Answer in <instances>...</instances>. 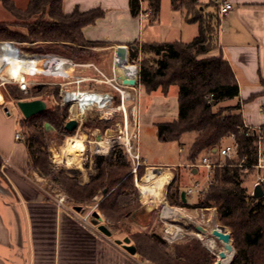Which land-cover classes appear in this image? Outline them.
I'll list each match as a JSON object with an SVG mask.
<instances>
[{"label": "trees", "instance_id": "1", "mask_svg": "<svg viewBox=\"0 0 264 264\" xmlns=\"http://www.w3.org/2000/svg\"><path fill=\"white\" fill-rule=\"evenodd\" d=\"M63 1L29 0L26 7L20 10L13 0H0L5 12L13 20L23 23L21 26L24 28L23 32H19L13 29L16 23H0V42H13L17 47L19 44L43 45V49L29 55L56 53L73 61L90 59L92 53L88 48L105 45L85 41L82 31L87 26H93L104 13L100 9L86 12L74 9L70 14H64ZM161 1L128 0L129 13L132 18L138 17L144 4V12L155 18L160 12ZM202 1L170 0L172 10L182 12L187 23L197 24V36L191 42L133 43L128 45V56L131 59L141 58L138 84L145 95L159 90L166 96L169 88L177 89L176 119L155 124L159 141L182 144L184 135H192L187 160L196 162L203 155L214 153L233 137L238 145L239 158H245L243 167H239L236 161L217 159L211 171V186L193 204L188 199L185 204L182 203L180 193L184 189H179L172 181L166 194L169 204L189 211L214 209L217 222L228 229L234 249L229 264H264V197L252 198V182L248 184L253 176L250 166L255 162L257 139L245 134L240 103L224 105L238 98V84L229 64L221 56L205 57L214 49L213 43L216 45L217 42L219 13L216 3L206 5L211 8L210 11H202ZM33 90L35 99L45 102L46 110L22 122L27 128L22 140L27 150L30 173L50 178L65 195L67 203L82 212L91 208V202L96 197L98 203L93 212L105 221L108 229L115 234H123V238L134 248L135 258L141 263H215V256L192 237L185 236L168 244L161 237L154 217H151L146 231L131 227L133 223L128 222L140 204L133 167L121 146L112 147L107 156L93 158L95 175L90 176L86 184L78 182L80 173L76 170H56L46 155L44 129L49 126L65 136H71L75 131L64 129L65 117L53 104L58 98L57 86L50 89L39 85ZM5 91L15 100L23 99L18 96L22 93L13 85L5 87ZM63 113L68 115V107H64ZM98 126L95 120H86L82 124L87 129ZM260 133L264 144V126L260 127ZM140 163L136 168V180L142 176L141 158ZM189 170L193 176V169Z\"/></svg>", "mask_w": 264, "mask_h": 264}, {"label": "crops", "instance_id": "2", "mask_svg": "<svg viewBox=\"0 0 264 264\" xmlns=\"http://www.w3.org/2000/svg\"><path fill=\"white\" fill-rule=\"evenodd\" d=\"M28 1L13 0V3L23 10ZM218 1L214 0L216 4ZM225 1L231 4L232 9L219 17L216 48L205 57L221 56L229 64L238 84L239 96L227 101V104L233 106L239 102L244 125L260 129L264 126V0ZM0 8L5 11L2 6ZM74 9L80 12L94 9L103 11V17L82 32L85 41L105 45L100 50L109 51L112 64L117 46L128 48L133 43L175 41L189 43L198 33L197 24L187 23L182 12L172 10L170 5L165 7L162 1L155 18L149 12H144V4L141 14L132 18L128 0L63 1L64 14H70ZM3 22L10 23L5 18L0 19V23ZM186 39L191 40L185 42ZM11 48L13 51L7 54L13 60L14 67L8 64L12 72L10 76H17L21 72L53 75L56 69L62 73L69 71H65L70 66L67 59L24 56L16 47ZM4 53L0 51L1 56ZM37 59L44 63L45 68L40 71L32 67ZM25 66L29 71L23 69ZM72 66H75L73 62ZM2 69H5L4 65ZM171 88L166 96L159 90L145 95L143 90L142 96L147 97L148 104L145 106L146 113L140 114V118L149 116L150 121L161 118L162 115H155L154 111L162 106L171 109V118L176 119L177 92L173 91L169 98ZM4 108L0 105V161H7V166L0 168V264H144L126 252V247L131 245L125 238H117L112 232L110 236H105L98 231L103 221L99 216L95 217L97 213L92 211L87 221L83 222L89 211H75L78 207L68 203L59 205L46 193L38 183L37 174L28 170L23 138L20 141L14 139L15 134L19 133L16 115L4 112ZM7 109L9 113L14 111L9 107ZM156 123L162 122H153L154 126ZM141 160L142 165L148 167L145 160ZM94 200L96 205L98 199L95 197ZM140 209L134 211L131 218L136 226L140 224V218L136 217Z\"/></svg>", "mask_w": 264, "mask_h": 264}, {"label": "rangeland", "instance_id": "3", "mask_svg": "<svg viewBox=\"0 0 264 264\" xmlns=\"http://www.w3.org/2000/svg\"><path fill=\"white\" fill-rule=\"evenodd\" d=\"M163 5L165 7H169L170 3L169 0H162ZM215 3L214 0H203L201 3V10L207 11L208 8L206 7L207 4L211 5ZM19 5V4H18ZM17 6V5H16ZM21 7L20 5L18 6ZM209 11V10H208ZM5 18L10 23H16L15 27L13 28L16 31L23 32L24 28L21 26L23 23L17 22L16 20H13L5 11H3L0 8V19ZM191 39H186L185 42H189ZM6 47L11 48L10 44H4ZM19 48H24L26 51L21 52L22 55L25 54H32L33 51L38 49H43V45H32V44H19ZM17 47V49H18ZM214 49L216 48V45L213 43ZM212 47V49H213ZM102 47H90L88 50L92 53V57L90 59L84 58L81 61H74L76 63H91L94 64L97 69H99L107 78L112 77V57L108 50H100ZM19 50V49H18ZM87 57V56H86ZM141 59V58H140ZM70 61V59H67ZM87 60V61H84ZM141 61V60H140ZM139 61V63H140ZM15 63V61H14ZM70 66L65 69L69 70L65 73L70 74L73 76L72 78L76 79V81H80V74L79 69L77 66H72V61H70ZM139 65V64H138ZM26 67V66H25ZM26 69L29 71V69ZM118 75L120 76L121 71L117 69ZM92 75H95L93 72H89ZM59 74V73H55ZM9 75H12L10 72H7L6 69L3 70L2 75H0V105L6 108L13 109L17 118V125L16 129L19 132L20 136L22 138H25L27 133V128L25 125H22V122L24 120L23 116L19 113L16 103L18 101H30L35 100L36 93L33 90V87L39 86V85H45L48 86L50 89L55 88L57 85L56 83L61 82L60 79L56 78H49L45 76H35V77H28L29 87H28V93L27 94H18L19 97L23 98L21 100H15L12 97L8 96V94L5 91V87L12 86L7 83L9 81L10 77ZM95 88H98L100 91L104 92H112V90L107 87L106 85H99ZM177 92V89L172 87L171 91L168 95V97H172L173 91ZM129 94L132 98L135 100L136 108L133 109L134 102L129 101L128 103H125V118H126V133L128 138L130 139V145L136 150L138 154H140L141 158L145 160V164L148 167H141L142 176L139 180H136V174L134 176V183L135 188L137 192V200L140 204V211L139 214H137V218H140V224L136 226H131L133 229L135 227H138L141 231H146V226L148 227L151 223V217L156 218L157 224L160 228L159 233L161 234V237L163 235L162 230V220H161V213L163 211V208L165 207V202L171 206L166 198L167 194V187L168 184L163 189V195L164 199L162 202L154 201L151 203H143L141 201L140 193L138 190L137 185L142 183V178L146 173L147 169H161V172L169 171L172 174V181H175V186L179 187V189H185L190 184L193 183L195 180L202 181L203 174L201 172H198V174L191 176L190 174V165L195 164L194 162H189L187 160V156L192 144V135H184L182 138V144H179L177 142H164L159 141L157 139L156 135V128L153 124V122H170L172 120L171 118V109L164 108L162 106L156 107V111H154L155 115L156 113L161 114L162 117L159 119H154L153 121H150V117L144 119L140 118V114L144 115L146 113L145 106L148 104V99L146 96H142L143 94V88H136V91L134 92L131 89H127ZM20 93V91H19ZM115 102L113 104L114 107H117L120 105L119 96L115 94ZM80 100L75 99L72 101L68 106V117H70V107L72 106H79ZM60 101L59 98L55 99L54 105H57L60 115H64L62 109L59 105ZM75 103V104H74ZM224 105H228L227 102ZM122 108H117V111H114L111 115L109 120H101L98 119L97 116H93V118H89L88 120H95V122L99 123V126L97 128L93 129H87L83 128L82 126L77 129L71 136H65L57 131L55 129L47 126L44 129V134L46 137V155L48 158V161L55 167L56 170H76L80 173V176L78 177V182L80 184H86L89 181L90 176L95 175V171L93 169V158L97 157L99 155H96L94 153V142H96V135L101 136V139L104 140H114L118 137L124 136V129H123V123H124V114L121 112ZM139 115V118H138ZM154 115V116H155ZM65 117V116H64ZM143 117V116H142ZM75 119V118H74ZM137 125V127H136ZM133 134H137L136 139L130 138ZM94 135V136H93ZM83 136V150L81 151L80 155L78 156V162L75 165L68 164L66 160L60 159L59 162L56 161L52 157L53 151L60 154L61 148L64 145V142L68 138L72 137H78ZM68 137V138H66ZM115 142V141H114ZM123 142V140H122ZM181 151L179 152V150ZM60 158V157H59ZM222 160V159H220ZM223 162V161H220ZM38 177V183L39 185L46 191V193L52 197L53 199H58L61 197L64 198V204H67L65 195L59 190L58 186L50 181V178L48 177H42L37 175ZM171 181V182H172ZM248 181V180H247ZM170 182V183H171ZM253 182V177L249 179V183ZM249 188V185H248ZM199 198V195H194L191 199H189V203L193 204L196 203ZM91 208H87L85 211L88 212L93 207H95L96 201L92 200ZM174 207V206H171ZM179 208V207H177ZM84 211V212H85ZM214 209L209 210H203L200 211V209L189 211L188 209H184V213L187 214L190 218L188 219H180L178 220L179 223L186 229L188 232H191L194 225H196V222H202L204 223L206 229L209 231L212 229L211 220H214L212 222L216 223L217 226L223 227L220 223L216 220V215L213 217ZM103 221V220H102ZM91 223H94L93 220H91ZM129 224L132 223V219L129 220ZM102 225L108 229L106 226L105 221L102 222ZM224 230L229 234V231L227 228L223 227ZM110 232H113L112 230L108 229ZM114 233V232H113ZM114 235L117 238L123 239V234L114 233ZM188 237H192L196 239L195 237L191 235H185ZM210 236V235H209ZM208 236V237H209ZM214 239V238H213ZM201 243V245L211 252L215 256V261L217 259L216 253L221 250L222 244L221 242L217 241L216 239L213 240V246L211 249H208L203 241H200L196 239ZM169 244V243H168ZM149 264V263H144Z\"/></svg>", "mask_w": 264, "mask_h": 264}, {"label": "built area", "instance_id": "4", "mask_svg": "<svg viewBox=\"0 0 264 264\" xmlns=\"http://www.w3.org/2000/svg\"><path fill=\"white\" fill-rule=\"evenodd\" d=\"M232 9V6L229 2L225 0L218 1V13L219 17L226 15L230 10ZM1 44H11L12 47L17 46L13 42H0ZM18 50V49H17ZM19 52V50H18ZM22 55V54H21ZM24 56H35L40 58H62V59H69L65 57H61L56 53H44V54H35V55H28L25 54ZM115 59V58H114ZM74 63L75 66L79 69V74L81 76L80 81H76V79L72 77H68L66 73L61 74H53V75H43L39 73L35 74H26V73H19L17 76H10L9 81H7L8 84L15 86L22 94L28 93V77H35V76H45L49 78H56L60 79L61 82L56 83L58 87V98H59V105L60 108L64 109V107H68L69 104L74 101L75 99H79L81 101V106L78 108V112H80V109L82 110V116L73 119L71 117H68V115L64 114L65 116V123L69 120H75L78 124V129L82 126V124L88 120L89 118H93V116H97L98 119L101 120H109L111 115L114 111H117V108H122V113L124 114V123H123V133L124 136L118 137L119 141L122 139H125L127 143L121 144V143H114L107 151L106 154L99 155V156H107L109 150L114 146H121L127 156L129 157L131 164H132V173L133 175L136 174V168L141 165L140 163V157L139 154L136 152V150L130 145V139L127 136L126 133V118H125V103H128L129 101L134 102L133 109L136 108L135 100L131 97L127 89H131L134 92L136 91V88H140L138 84V64L140 61V56L137 58H129L128 52L125 59V70L129 72L130 76V84L129 85H121L115 81V71L117 68L115 67L114 61L112 66V77L107 78L94 64L89 63H76L73 60L70 59ZM4 69L0 70V75H2ZM93 72L95 75L90 74L89 72ZM106 85L109 87L112 92L110 91H100L98 88H95L99 85ZM115 94L119 96L120 105L117 107H114L113 104L115 102ZM137 127V125H136ZM245 134L247 136L252 135L256 137V156H255V162L250 166V169L253 171L254 181L252 183V186L250 188V195L252 194V191L256 185H259L261 188L264 186V144H262V135L260 133L259 128H250L244 125ZM94 136V135H93ZM101 138V136H100ZM130 138L136 139L137 134H133ZM14 139L16 141L21 140V136L19 133H16L14 136ZM115 140V139H114ZM181 151V150H180ZM221 157L222 159H226L229 161H236L238 162L239 167L245 166V158H239L238 154V145L234 141L233 137H230L228 142L221 146L218 150H216L212 154H206L200 157L195 164L190 165V169H196L198 172H201L203 174L202 181L195 180L192 184H190L188 187H186L183 191L185 193V199H191L194 195H201L206 192V190L211 186V171L216 165V160L214 158ZM7 166V161L1 160L0 161V168H5ZM197 172V174H198ZM262 191H264V188H262ZM182 192V191H181ZM57 202L59 205L64 204V198L60 196V198L57 199ZM165 208H168L171 210H177L178 212L172 211L171 215L165 216L163 215V211ZM94 209V208H93ZM91 209L83 218V222H86L87 219L90 217L91 212L93 211ZM197 210V209H195ZM163 211L161 213V220H162V230L163 235L162 238L169 244H172L173 242L182 239L185 237V235H191L195 237L196 239L203 241L205 246L208 249H211V245L207 242L208 239L214 240L212 237L207 235H203L202 233L195 230V226H200L206 231H208L202 222H196V225H194L191 232H188L180 223L178 220L180 219H188L190 218L187 214L184 213V209L177 208V207H171L165 202V207L163 208ZM200 211H203L200 209ZM213 217L216 215V211H212ZM214 220H211V223ZM168 226H171V229H168ZM214 228V227H213ZM210 231V230H209ZM208 231V232H209ZM209 236V237H208Z\"/></svg>", "mask_w": 264, "mask_h": 264}, {"label": "bare ground", "instance_id": "5", "mask_svg": "<svg viewBox=\"0 0 264 264\" xmlns=\"http://www.w3.org/2000/svg\"><path fill=\"white\" fill-rule=\"evenodd\" d=\"M0 51L5 52L3 54L4 56L0 55V70H2V67L4 65L7 72L12 73L9 70L8 64L11 65V67H13V62H12L13 60L11 58H8L7 54L13 50L6 47L4 44H1L0 45ZM16 62H17V60H16ZM43 64L44 63H42L41 59H37L36 62L32 65V67H34L35 70L40 71L44 67ZM47 66H48V64H47ZM55 72L60 73V74L62 73L58 69H56ZM129 75H130L129 72L125 70V71H121L120 76H119L118 72L116 70L115 71V81L121 85H124V86L129 85L131 82ZM79 104H81V101L79 102ZM80 106L81 105L70 107L69 112H70L71 118L77 119V118L82 116V114H83L82 110L80 109V112H78V108ZM96 139L97 140H96V142H94V148H93L95 150L94 153L96 155L106 154L108 149L114 143H118V142L121 144L127 143V141L125 139H122L123 142H122V140L119 141L118 139L104 140V139H101L99 137V135H96ZM83 141H84L83 136L72 137V138L66 139L64 142V145L61 148L60 154L53 151L52 157L54 159H56L57 162H59L60 159H63V160H66L68 164L75 165L78 162V159H77L78 156L80 155L81 151L83 150V147H84ZM171 181H172V174L169 171L158 173V171L156 169H147L145 175L142 178V183L137 185L139 193H140L141 201L143 203H151L154 201L162 202L163 200H165L164 195H163V189ZM172 211L178 212L177 210H171L170 211L168 208H165L163 211V215H165V216L171 215ZM212 223H213L212 228L218 227L216 225V223H214V222H212ZM168 229H171V226H168ZM207 242L211 245V247L213 246V240L208 239ZM220 251H222V247H221V250H219L218 252H220ZM218 252L216 253V255L218 254ZM231 257H232L231 253L230 254L226 253V257L224 260L221 261V264H228Z\"/></svg>", "mask_w": 264, "mask_h": 264}, {"label": "water", "instance_id": "6", "mask_svg": "<svg viewBox=\"0 0 264 264\" xmlns=\"http://www.w3.org/2000/svg\"><path fill=\"white\" fill-rule=\"evenodd\" d=\"M127 52H128V48L125 46L115 47L114 64H115V67L120 71H125L124 63H125ZM16 107L24 119H28L34 115H38V114H40L46 110L45 102L42 100H39V99L30 100V101H18L16 103ZM4 112H6L12 116H15V112L9 113L7 108H4ZM64 129L67 132L76 131L78 129V124L75 120H69L65 123ZM156 170L158 171V173L161 172L160 168H158ZM192 174L193 175L196 174V169L192 170ZM251 197L254 199H259V198L264 197V191H262V188L259 185H256L254 187L252 194H251ZM180 198H181L182 203L185 204L186 199H185L184 191H182L180 193ZM75 211H79V208H75ZM95 217L99 218L97 214H95ZM194 228L196 231L202 233L203 235L209 234L210 237L221 242L222 251L218 252V254L216 255L217 259H216L214 264H221V261L224 260L226 257V253L232 254V257H231L229 263L231 262V260L234 256V249H233L231 242H230V236L224 230L223 227L218 226L217 228H212L209 232L200 226H195ZM98 231L105 236H110V231L106 227H104L103 225H100L98 227ZM125 250L129 255L135 254V250L132 246L126 247Z\"/></svg>", "mask_w": 264, "mask_h": 264}]
</instances>
